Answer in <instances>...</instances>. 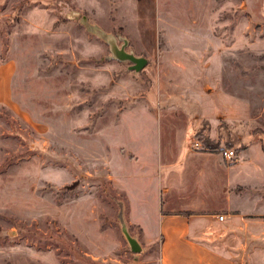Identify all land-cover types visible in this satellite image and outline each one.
<instances>
[{
    "label": "rangeland",
    "instance_id": "rangeland-1",
    "mask_svg": "<svg viewBox=\"0 0 264 264\" xmlns=\"http://www.w3.org/2000/svg\"><path fill=\"white\" fill-rule=\"evenodd\" d=\"M255 6L0 0V63L15 62V106H0V264H158L157 218L139 213V201L164 181L158 165L177 156L188 163L195 141L212 158L199 162L203 187L218 191L215 165L224 179L247 181L256 164L264 181V134L244 140L240 170L226 172L222 157L233 126L264 130V23L253 16L264 11ZM88 24L117 47L126 39L125 50L147 65L129 70ZM236 114L240 123L218 129L216 116ZM256 190L263 186L247 191ZM248 194L241 207H264L262 195L255 203ZM246 253L247 264H264L262 248Z\"/></svg>",
    "mask_w": 264,
    "mask_h": 264
},
{
    "label": "crops",
    "instance_id": "crops-1",
    "mask_svg": "<svg viewBox=\"0 0 264 264\" xmlns=\"http://www.w3.org/2000/svg\"><path fill=\"white\" fill-rule=\"evenodd\" d=\"M161 2L162 0H135V4H146L151 11L156 8L159 10ZM241 4L248 11L251 10L252 4L264 11V0H241ZM253 16L264 23V17L256 14ZM14 72L13 60L8 59L0 63V106H15L12 90ZM219 97L225 102L222 94ZM241 120L238 114L216 116L219 130H226V127L222 126L225 121L240 123ZM232 129L237 133L231 141L232 147L229 148L233 149L237 156L240 152H246L247 146L243 142L249 134H264V130H258L255 124L248 131L243 128L242 133H239L240 129L236 125ZM226 140L227 138L223 137L221 142ZM206 154L208 153L188 150L185 154L191 158L188 163L182 162L178 156L160 163L156 176L164 177V181L158 180L151 190L149 188V200L140 198L139 213L146 215L151 211L152 216L157 218L158 264H247L245 256L249 257L250 253L245 254V251L254 252L256 248L264 250V207L240 206L242 194H248L247 190L251 189L253 184L263 186V190H256L261 194H248L250 202H260L254 198L256 194L264 198V181L258 178L262 173L261 166L250 165L249 173L254 175L256 180L246 181L238 178L231 180L228 177L224 179L221 169H218L221 167L215 165L216 180H219L216 191L215 186L203 187L199 182L207 170L199 163L200 160L212 161L209 154ZM236 162L237 159L231 165L225 164L226 172L236 165L240 170L239 164L234 165ZM128 210L130 211V208ZM219 215L223 216L222 220ZM127 222L133 224L130 220ZM138 225L144 226L139 223Z\"/></svg>",
    "mask_w": 264,
    "mask_h": 264
},
{
    "label": "water",
    "instance_id": "water-1",
    "mask_svg": "<svg viewBox=\"0 0 264 264\" xmlns=\"http://www.w3.org/2000/svg\"><path fill=\"white\" fill-rule=\"evenodd\" d=\"M87 26H89L88 28H91V30H93V32L96 35L108 41V43L111 46V52L116 59H118L119 61H125V62L130 63L128 65L129 70L138 72L147 65L148 60L146 57L138 56V55H135L133 52H129L125 50V46L127 45L126 39H124L120 47H117L115 45V41H114L115 39L113 35L104 32L98 26L91 25V24L90 25L88 24ZM122 232L130 247V250L134 253L140 252L141 246L139 242L137 241L135 237L129 234L127 228L124 225L122 226Z\"/></svg>",
    "mask_w": 264,
    "mask_h": 264
},
{
    "label": "built area",
    "instance_id": "built-area-1",
    "mask_svg": "<svg viewBox=\"0 0 264 264\" xmlns=\"http://www.w3.org/2000/svg\"><path fill=\"white\" fill-rule=\"evenodd\" d=\"M193 147L195 150H199L201 148V144L199 141H195L193 143ZM236 153L231 148L222 149V157L228 163H233L236 160ZM219 219L222 220L223 216L219 215Z\"/></svg>",
    "mask_w": 264,
    "mask_h": 264
}]
</instances>
